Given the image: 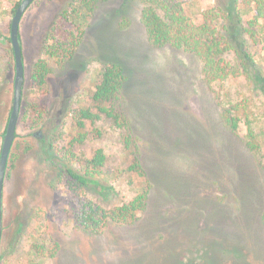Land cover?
<instances>
[{
	"label": "rangeland",
	"instance_id": "374dc122",
	"mask_svg": "<svg viewBox=\"0 0 264 264\" xmlns=\"http://www.w3.org/2000/svg\"><path fill=\"white\" fill-rule=\"evenodd\" d=\"M20 1L0 0V148L14 77L5 38ZM70 2L35 0L24 13L19 32L27 72L40 57L39 42ZM216 2L184 0V14L198 25ZM142 7L138 0L98 3L74 57L64 64L48 60L46 86L39 90L24 81L3 185L0 264H264V141L260 152L249 151L245 126L232 132L222 118L224 105L248 99L263 140L264 97L251 79L234 73L233 54L225 55L232 74L209 85L195 55L152 46ZM240 13L248 27L252 9ZM251 32L247 50L264 76L262 28ZM109 63L119 64L125 76L113 106L127 119L128 147L103 118L86 123L85 142L69 147L77 133L72 112L91 106L100 70ZM30 100L47 106L41 126L24 119ZM97 149L105 155L97 184L73 191L60 177L61 164L74 161L71 153L89 159ZM143 191L145 207L131 223L107 222L97 232L75 223L79 199L108 210ZM36 245L42 252H34Z\"/></svg>",
	"mask_w": 264,
	"mask_h": 264
},
{
	"label": "trees",
	"instance_id": "16d2710c",
	"mask_svg": "<svg viewBox=\"0 0 264 264\" xmlns=\"http://www.w3.org/2000/svg\"><path fill=\"white\" fill-rule=\"evenodd\" d=\"M105 1L107 0H71L59 12L56 20L49 26L47 34L39 42L37 53L40 57L34 66L28 72L24 66V81L30 82L31 87L36 90L45 87L50 72L48 60L55 64H64L74 57L76 49L82 42L85 21L92 15L97 4ZM138 1L143 4L141 23L152 46H170L195 55L201 61L202 74L209 85L221 83L232 74L234 67L225 55L233 54L236 59L234 73L239 72V75L241 73L245 78L251 79L264 97V76L249 54L245 39V35L252 34L251 30L254 28H262L264 39V0H217L213 7L201 14L202 20L198 25L184 14V0ZM17 5L18 3L15 4L13 12ZM240 9H252L254 13L248 27L243 24ZM18 38L24 65L26 53L20 32ZM5 40L9 44L8 37ZM124 79V72L119 64L109 63L102 66L100 81L90 95L91 106L79 107L72 112V127L77 133L70 140L69 147L83 144L87 136L86 123L94 124L102 118L122 132L123 143L128 147L130 137L127 134L129 129L127 119L113 106ZM250 106L249 100L245 98L227 103L222 108V118L232 132H236L240 125L245 126V145L249 151L258 153L264 139L258 135L261 127L256 130ZM47 114V106L31 100L23 112L24 119L30 121L32 127L43 125ZM262 130L264 131V127ZM3 134L4 132L2 136ZM71 156L74 161L70 164H61L60 172V177L66 180L71 189L78 192L97 184V178L105 163L103 151L95 150L89 159L76 160L73 153ZM75 163L78 165L77 168L73 167ZM137 164L130 166L132 174L138 173ZM146 196L147 192L143 191L131 200L108 210L89 199H79L74 212L75 223L90 232H97L107 222L131 223L143 211ZM261 219L264 225V213ZM17 223L19 232L23 222L21 220ZM33 249L34 252L40 253L43 248L36 245Z\"/></svg>",
	"mask_w": 264,
	"mask_h": 264
},
{
	"label": "water",
	"instance_id": "95a60500",
	"mask_svg": "<svg viewBox=\"0 0 264 264\" xmlns=\"http://www.w3.org/2000/svg\"><path fill=\"white\" fill-rule=\"evenodd\" d=\"M34 1L35 0H21L16 6L9 24L8 39L13 57L14 77L12 84L11 109L0 148V243L2 234L3 185L9 154L15 139L21 107L22 87L24 84V65L22 62L21 46L18 35L21 19L28 7Z\"/></svg>",
	"mask_w": 264,
	"mask_h": 264
}]
</instances>
